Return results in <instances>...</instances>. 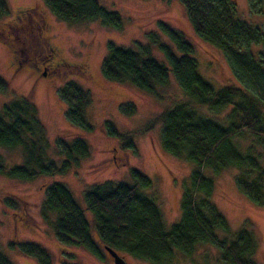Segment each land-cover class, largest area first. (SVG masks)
<instances>
[{"label":"trees","instance_id":"16d2710c","mask_svg":"<svg viewBox=\"0 0 264 264\" xmlns=\"http://www.w3.org/2000/svg\"><path fill=\"white\" fill-rule=\"evenodd\" d=\"M42 1L57 18L69 24L100 20L114 28L122 27L120 14L107 10L98 0ZM180 1L198 36L225 54L240 86L215 89L200 74L199 63L191 56L195 52L193 44L178 28L158 21L159 33L151 32L150 40L158 45L190 98V101L164 110L151 119L147 127L161 123L163 150L194 164L190 186L181 198L179 222L166 230L161 209L142 192L152 187V181L139 170L131 172L135 185L105 181L85 192L98 241L92 236L84 211L65 184L52 182L42 206L45 211L57 214L53 225L62 245L83 246L96 256L102 255V246H108L119 254L125 253L141 261L165 264L178 253L191 256L200 243H212L222 252L223 264H258L254 258L257 233L249 228L230 232L227 220L210 201L215 181L204 172L206 169L219 172L228 167L237 168L240 173L235 179L239 190L256 205L264 206V28L237 18L235 0ZM247 1L251 14H264V0ZM8 15L7 2L0 0V18ZM160 34L165 35L177 51L162 41ZM149 51V47L137 52L110 43L102 62V74L108 80L119 83L128 80L152 92L157 85L169 82V69L151 57ZM8 92V83L0 77V94ZM60 94L68 102L66 120L91 131L93 126L85 116L92 102L89 91L71 82ZM202 107L216 114L229 110L224 116L225 123L206 117L197 110ZM121 111L132 115L135 109L126 104ZM107 124L108 133L119 137L123 148H135L133 132L120 134L112 122H105L103 126ZM239 137L252 140L246 152L240 151L234 142ZM0 146L21 148L23 152L21 165L8 167L0 162V175L25 181L41 175L64 174L91 153L84 136L69 142L60 137L55 152L64 159L58 165L49 154L51 142L46 127L28 97L12 100L0 111ZM17 205L14 200L10 201L11 208ZM8 246L37 258L40 264L52 263L50 254L35 243L12 242ZM0 264L13 263L0 251ZM61 264L70 263L63 260Z\"/></svg>","mask_w":264,"mask_h":264},{"label":"rangeland","instance_id":"374dc122","mask_svg":"<svg viewBox=\"0 0 264 264\" xmlns=\"http://www.w3.org/2000/svg\"><path fill=\"white\" fill-rule=\"evenodd\" d=\"M5 1L9 15L0 18V77L8 83L9 92L0 94V111L12 100L23 97L31 99L51 142L49 154L58 165L64 159L55 152L56 141L60 137L69 142L77 136H84L91 153L77 167L56 176L41 175L35 180L25 181L0 175V251L13 264H40L37 258L8 246L12 241L32 242L50 254L51 264H61L63 260L70 264H114L103 246L102 255L96 256L83 246L62 245L53 225L57 214L45 211L42 205L52 182L65 184L84 211L92 236L98 241L85 192L105 181L135 185L131 172L139 170L152 181V187L142 192L161 209L166 230L169 231L179 222L181 198L190 186L194 164L163 150L161 123L147 127L151 119L164 110L190 101V98L179 85L158 45L150 40L151 32L159 33L158 21L178 28L193 44L195 52L191 56L198 61L200 74L215 89L228 85L240 86V82L225 54L198 36L180 0H98L107 10L120 14L121 28L105 25L100 20L69 24L57 18L42 0ZM235 2L237 18L264 28V14H251L247 0ZM40 17L48 27L42 31L48 40L37 39L41 29ZM21 20L26 22V28H30L28 35L21 30ZM160 37L177 51L165 35L160 34ZM48 41L58 48L66 63L61 70L51 67V52L44 47ZM110 43L137 52L149 47V55L169 69V82L157 85L152 92H148L128 80L122 83L108 80L102 74L101 66ZM23 59L27 63L19 66L17 62ZM71 82H76L91 95L92 102L85 112L87 122L93 126L91 131H85L66 120L68 102L60 92ZM126 104L133 105L134 114L121 111ZM197 110L221 124L225 123L224 116L229 112L226 110L216 114L206 107ZM105 122H112L120 134L133 132L135 148H123L120 138L108 133V124L103 126ZM234 142L242 152H246L252 144L248 137L236 138ZM258 149L263 150L261 147ZM0 162L8 167L21 165V148L0 146ZM204 173L215 181V192L210 201L227 220L230 232L249 228L257 233L258 246L254 258L258 264H264V206L256 205L239 190L235 179L240 173L237 168L228 167L219 172L206 169ZM11 200L17 202V208L10 207ZM120 255L126 264H152L125 253ZM221 258L222 252L214 244L200 243L191 256L178 253L165 264H223Z\"/></svg>","mask_w":264,"mask_h":264},{"label":"flooded vegetation","instance_id":"af4514ba","mask_svg":"<svg viewBox=\"0 0 264 264\" xmlns=\"http://www.w3.org/2000/svg\"><path fill=\"white\" fill-rule=\"evenodd\" d=\"M23 21L21 20V24H22L21 25L22 26L21 27V30H22L23 33H25V35H28L30 33V28H26V22L23 23ZM25 21H26V19H25ZM39 22H40V25L39 26L41 27V29H39V31L37 33V39L38 40H41V38H44V39H47L48 40L47 37H45V36L42 35L43 34L42 31L48 28L46 26V23H45L44 19L42 17H40L39 18ZM17 23L20 24V22H17ZM44 47H47V50L49 52H51L50 53V56H51V58H53V61H52L53 64L51 65L52 69H54V70L55 69L61 70L62 67H65L66 63L61 58L60 52H59V50H58L57 47H54V46L50 45V42L47 43V45L44 46ZM14 53L16 54V52H14ZM17 63H18L19 66H22L23 63H27V60L26 59H23L22 61H18ZM41 64H43V63L41 62ZM34 66H36V65H34ZM44 75L46 76L47 73H45ZM14 215L16 216L15 213H14ZM12 242H15V241H12ZM12 242H10V243H12Z\"/></svg>","mask_w":264,"mask_h":264},{"label":"water","instance_id":"95a60500","mask_svg":"<svg viewBox=\"0 0 264 264\" xmlns=\"http://www.w3.org/2000/svg\"><path fill=\"white\" fill-rule=\"evenodd\" d=\"M104 249L111 256L114 261V264H126L124 258L118 252L108 246H105Z\"/></svg>","mask_w":264,"mask_h":264}]
</instances>
